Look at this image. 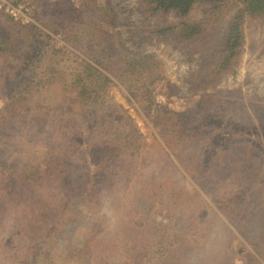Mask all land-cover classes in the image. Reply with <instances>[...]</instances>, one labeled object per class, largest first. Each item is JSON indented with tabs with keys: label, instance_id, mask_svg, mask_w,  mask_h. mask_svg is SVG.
Instances as JSON below:
<instances>
[{
	"label": "rangeland",
	"instance_id": "rangeland-1",
	"mask_svg": "<svg viewBox=\"0 0 264 264\" xmlns=\"http://www.w3.org/2000/svg\"><path fill=\"white\" fill-rule=\"evenodd\" d=\"M231 1L226 0L215 7L211 3L197 4L191 9L186 18L193 21L206 19L205 24L208 26L201 38L187 42L177 39L167 40L153 34L158 28L179 23L182 16L175 12L150 15V12L145 9L144 0H0V32L3 33V39L0 40V89L4 78H12L11 81H15L18 85L22 81L19 79L28 78L30 74L32 77L36 76V82L44 81L41 77L44 78L45 74L51 75L50 67L56 68L59 72H71L79 59L92 62L86 51L95 47L105 53L113 48L114 44L117 45L116 49L122 45L134 54L154 58L159 63L162 73V78L155 83L154 98L148 106L142 104L143 100L142 103L138 102L120 81L111 76L114 83L100 89V102L105 103V110L96 113L102 118L107 113L110 115L118 112L115 117L118 119L108 124L109 126L103 132L106 134L110 131L114 135L105 136L104 134L102 137H95L94 134L91 141V145H94L91 148V145H88V149L85 146L78 149V143L83 141L84 137L87 140L90 136V134L87 136V133L85 135L83 128L85 126L81 122L83 116L77 113V115L66 117L68 121L74 120L78 126L77 129H69V132L65 134L67 130L64 129L65 122L61 118V113L67 108H69L68 111H73L75 108L70 105L66 93L50 92L48 94L50 99L40 100L38 103L40 105L52 102V108L49 111L37 113L41 121L39 125L30 126L37 131L33 136H27L30 127L26 128V123H20L19 130L15 134H10L9 131L7 134L5 131L3 135L7 137L0 132V150L2 151L0 163L9 162L2 161L7 155L11 160L18 158L24 161L27 158L31 171L38 169L33 172L39 174L40 169H45L44 166L50 156L56 159L61 157L60 161L64 162L62 165L64 167L69 165L66 162L68 159L75 157L77 152H82L84 161L87 160L92 169L97 166L108 167L117 156L116 152L119 149L117 141L123 140L117 138L115 141L116 135L128 132L132 145L139 149L138 167L131 177L124 176V171H121V177L125 178L118 182L116 190L107 197L105 208H102L105 213V216L102 214L105 227L113 229L121 222H125L122 232L128 233L132 227L135 229L138 221L139 225L142 224L138 216H132V221L131 218L126 221L120 215L128 212L133 200L137 199L136 186L141 183L147 185L149 181L153 187L170 186L172 189L164 191L172 193L178 192L179 187L187 189L194 201L204 200L203 205H196L198 209L196 216L202 215L205 208L200 210V207L207 204L210 211L207 210L206 214L212 212L215 216L211 233L221 242L226 243L232 240L234 244L236 243L234 236H236L246 244L247 241L243 235L245 232L252 242H256L261 247L260 242L255 240L264 228L262 199L254 201L255 211L250 212L240 211L237 200L226 205L220 202L225 194L229 202L236 187L252 182L249 179L253 178V168L240 165L241 163L239 164L234 158H228L229 160L225 159L216 170L213 169L214 173L219 172L213 173L212 176V172H200L201 162H198V153L203 149H215L213 142L215 143L219 136L226 143L229 140L228 138L226 141L227 136L221 134L219 130L217 133L203 130L201 119L205 116L202 113H195V110L204 105L205 98H209L210 95L223 96L226 105L230 107L240 105L248 114L249 122L253 126L250 129L252 133L257 131L256 125H264V10H260L256 17L248 18L244 24L245 40L235 73L226 75L217 87L207 90L194 91L189 84L193 72L201 69L207 53L214 51L224 37L232 21ZM212 20L215 21L214 24L211 23ZM3 24L8 26L10 34L7 35L4 32ZM93 52L90 51L92 55H95ZM100 59L103 61V58ZM98 67L103 73H108L100 65ZM57 84L59 83H53L52 88ZM102 95L103 97L107 95L105 100H102ZM112 98L118 105L111 102ZM7 99L8 97L0 95V107ZM107 102H111L112 105ZM35 104L37 106V103ZM230 107H223V110L227 109L224 112L231 114L233 109ZM49 113L52 115L49 116ZM232 116H236V112ZM197 118L199 123L196 122ZM100 120L95 118L93 124L98 125ZM195 125L197 127L193 132L192 128ZM198 127L202 128L201 134H196ZM260 133L261 137L253 134L251 139L262 142L260 145L264 148L262 128ZM69 134L73 135L72 142H69ZM243 135H247V132ZM102 141L108 142L100 144ZM98 144L100 146H97ZM68 145L72 149H66ZM130 154L129 150L126 154L124 151L126 157L124 156L122 161H127ZM248 160L251 161L252 158L249 157ZM10 166H14L13 161L7 164V167ZM65 173L68 175L67 172ZM83 176H85L83 173L77 174L74 178L81 181ZM169 176L170 182H168ZM28 184L34 186L32 189L39 186L33 179L29 180ZM261 184L264 186V179ZM30 190L31 187H28L27 192ZM108 191V188H105L101 192L102 197L107 195ZM184 199L185 197L182 198V202ZM48 200L54 202L53 198ZM165 203L170 207V200ZM180 204L182 207V203ZM26 205L21 203L14 207L7 204L3 215L0 216L1 242H9L7 246L0 245V259L2 258L1 262L5 261V264H14L13 256L18 250L16 243L21 240L15 238L14 242L9 234L16 229L20 231V228L25 226L23 221L29 208H26ZM164 207H153L155 223L150 222L149 229L152 230L154 227L159 234L171 236L178 229L184 230L190 227L186 226L187 219L172 215L171 211ZM91 212L92 209L85 207L82 209V213L86 214L83 219L76 220L71 228L63 233L55 234L43 257L46 258L50 254L53 259L62 262L65 256L72 255L73 246L87 239L89 233L87 227L91 226V218L95 215ZM185 213L189 219L191 213ZM156 222L157 225H155ZM200 227L201 224L197 221L192 228L199 230ZM227 228L233 232L230 237L227 234L230 233ZM196 235L195 239L202 241L203 233ZM11 245L13 246L9 249ZM247 246L259 260L258 264H264V257L257 249L249 244ZM2 253H4L3 256ZM21 254L18 252L17 256ZM210 254L211 252L204 254L203 259H206V262L211 261ZM245 261L248 264L251 263L249 260ZM16 264H29V262L26 257L21 256ZM112 264L138 263L134 259H124L122 262L115 260ZM233 264L245 263L239 256L235 258Z\"/></svg>",
	"mask_w": 264,
	"mask_h": 264
},
{
	"label": "trees",
	"instance_id": "trees-1",
	"mask_svg": "<svg viewBox=\"0 0 264 264\" xmlns=\"http://www.w3.org/2000/svg\"><path fill=\"white\" fill-rule=\"evenodd\" d=\"M144 1L146 3L145 9L150 12V15L175 12L182 16L179 23L158 28L153 34L167 40L177 39L192 42L205 34V28L208 24H205L206 19L188 20L186 17L190 10L197 4L211 3L215 7L226 0ZM230 9L232 21H229L230 24L219 46L214 51L207 53L201 69L193 72L192 78L189 79L191 89L194 91L215 88L226 75L236 72L245 40L244 24L248 18L256 17L260 10H264V0H232ZM211 23L214 24L215 21L212 20ZM3 27H5L4 32L7 35L10 34L8 26L3 24ZM2 34L0 32V40L3 39ZM113 46V48H110L112 50L109 49L105 53H102V50L95 49V47L91 48L90 51H94L93 54L95 53V55H92L90 51H86L92 62L79 59L76 65L72 67L71 72H59L56 68L50 67L51 75L45 74L44 78L41 77L44 80L42 82H36V76L32 77L31 74L28 78L19 79L22 81L18 85L15 81H11L12 78L2 79L3 86L0 89V95L8 97L7 101L0 107V132L2 135L5 134V131L7 134L8 131L10 134L17 133L20 123H26V128L32 126V124L39 125L41 117L37 113L49 111L53 103L45 102L39 105L38 102L50 99L48 94L54 91L60 94L66 93L70 105L75 108L73 111H68L69 108H67L61 113V118L65 122L64 129L67 130L64 133L69 132V129H77L78 126L74 120L68 121L66 117L77 115V113L83 116L81 122L85 126L83 127L85 135L87 133V136L89 134L90 136L87 140L84 137V140L78 143V149H82L84 146L88 149V145L92 144L91 141L94 136H104L105 133L103 132L107 126L118 119V117L115 118L118 112L111 113V116L107 113L102 118L100 114L96 113L105 110V103L100 102V89L114 83L111 76L120 81L138 102L143 100V103H141L148 106L154 98L155 83L162 78L159 63L150 56L134 54L122 45L117 49V45L114 44ZM98 55L100 57H97ZM100 58H103V61ZM98 65L108 73H103ZM55 82L59 84L52 88ZM106 97L107 95L105 97L102 95V100H105ZM111 102L118 105L113 98ZM111 102L107 103L112 105ZM35 103H37V106ZM237 105L230 107V105H226L223 96L210 95L209 98H205V104L195 110V113H202L205 116V118L202 116L203 119H201L203 130L213 133H217V130H219L221 134L227 136L226 141L229 138L227 142L229 144H227L219 136V139L215 143L213 142L215 149H203L198 153V162H201L200 172H212V176L213 169L216 170L220 166L219 164L225 159L229 160L228 158H234L239 164L241 163L240 165L253 168V178L249 179L252 180L250 184L245 183L243 186L236 187L229 202L226 194L220 200L222 205L237 200L240 211L250 212L255 211L254 201L262 199L261 201L264 202V186L261 184L262 179H264V148L260 145L262 142L251 139L253 134H257L258 137L262 136L260 128L264 130V125H256L257 131L252 133L250 129L253 126L249 122L247 112L240 105ZM223 107H230L233 112L228 114L224 112L227 109L223 110ZM79 109L81 110L78 111ZM235 112L236 116H232ZM51 115L49 113V116ZM95 118L101 119L98 125L93 124ZM196 122L199 123L198 118ZM196 127L195 125L192 128L193 132ZM36 132V129L30 127L27 136L31 137ZM201 132L202 128L198 127L196 134H201ZM244 132H247V135H243ZM107 134L114 135L110 131H107L105 136ZM129 136L130 133L128 132L116 135L115 141H117V138L123 140L117 141L119 146L116 152L117 156L115 161L108 167L97 166L92 169L88 161H84L83 153L77 152L75 157L66 161L69 165L64 167L62 166L64 162L60 161L62 160L61 157L56 159L54 156H50L46 166H44L45 169H40L39 175L38 172H33L38 169L31 171L28 166L29 159L27 158L24 161H20L18 158L17 160H11L7 155L2 159V161H9L8 163L13 161L14 166L7 167L8 163H0V185L2 184L0 186V216L7 204L15 207L23 203L27 204L26 208L29 207L25 221H23L25 226L20 222L23 225L20 231L16 229L9 234L13 241L16 240L15 238L21 240L16 243L18 250L13 256L14 264L21 256L26 257L29 264H112L115 260L122 262L124 259H134L138 264H233L235 258L239 256L245 264H248L245 260L251 261L249 264L259 263L257 257L247 245H252L264 257V228L261 229L260 235L255 240L260 242L261 247L256 242L253 241V243L250 236L245 232L243 235L248 244H245L239 238L237 239L236 236H234L236 243L233 244L232 240L223 243L211 233L215 216L212 212L206 214L209 210L207 204L200 207V210L205 208L202 215L196 216L198 210L196 205H203L205 201L201 202V199L194 201L193 198L191 199L189 191L181 187L178 188V192L172 193L164 191L172 189L170 186L162 188V185H157L153 187L149 181L147 185H144V183L138 184L136 186L137 199L133 200L130 210L124 215H120V217L126 221L131 218L132 221L134 216H138L142 224L139 225L140 222L138 221L135 229L132 227L128 233L122 232L125 222H121L113 229L105 227V221L103 220L105 213L102 208H105L107 197L116 190L118 182L125 178L121 177V171H124V176L127 175L128 177H131L137 171L139 149L132 145ZM72 138L73 135L69 134V142L73 141ZM103 142L108 141H102L100 144ZM100 144L97 146H100ZM66 149L72 148L68 145ZM127 150L131 154L128 155L127 161H122L126 157L124 151L126 154ZM244 155L246 156L244 157ZM249 157L252 158L251 161L248 160ZM77 158H79L78 162L75 161ZM82 173L85 176L81 177V181H77L74 178L75 175ZM35 174L36 176L33 177ZM168 178V182H170L171 177ZM32 179L39 184L33 189L34 186L28 184L29 180ZM28 187H31L29 192H27ZM105 188H108L109 191L107 195L102 197L101 192ZM52 195L58 198H54ZM183 197L185 199L182 202ZM50 198H53L54 202L49 201ZM168 200L171 201L170 207L165 203ZM154 202H160L162 205H155ZM180 203H182V207ZM154 206L163 208L166 206L172 215L187 219L186 226L190 227L188 229L186 227L184 230L178 229L171 236L159 234L154 227L152 230L149 229L150 222L155 221L153 219ZM85 207L92 209L91 213L95 214L91 218V226L87 227L89 230L87 239L75 244L72 249L73 254L65 256L62 262L53 259L50 254L44 258L43 254L47 251V247L55 234L63 233V231L71 228L76 220L83 219L86 214L82 213V209ZM185 212L191 213L189 219ZM197 221L201 224L199 230L198 228H192ZM155 225H157V222ZM237 227L242 230L239 226ZM228 231L230 232L227 233L229 237L233 235L231 230L228 229ZM0 232L2 231L0 230ZM201 232L204 237L202 241H198L195 239L196 234ZM2 237L4 239V236ZM8 243L6 241L1 242L0 239V245L7 246ZM18 252L22 254L17 256ZM207 252H211V261L208 262L203 259L204 254ZM3 255L4 253H2ZM2 260L1 258L0 264H5V261L1 262Z\"/></svg>",
	"mask_w": 264,
	"mask_h": 264
}]
</instances>
